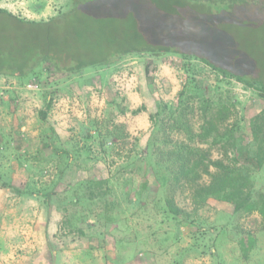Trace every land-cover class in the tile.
<instances>
[{
    "label": "rangeland",
    "instance_id": "rangeland-1",
    "mask_svg": "<svg viewBox=\"0 0 264 264\" xmlns=\"http://www.w3.org/2000/svg\"><path fill=\"white\" fill-rule=\"evenodd\" d=\"M67 6L68 0H0V7L35 20ZM35 72L39 78L0 74V264H264L263 243L249 259L237 243L239 227L261 221L258 210L238 218L216 197L196 207L186 189L177 195L180 218L167 217L153 156L142 153L154 130L148 111L160 125L179 96L220 95L235 105L245 130L264 108L256 89L172 53H131L78 73L43 63ZM42 78L58 91L45 120L38 114ZM143 105L147 111L133 112ZM189 118L198 125L199 111ZM251 178L258 205L264 168ZM103 179L105 202L90 182Z\"/></svg>",
    "mask_w": 264,
    "mask_h": 264
},
{
    "label": "trees",
    "instance_id": "trees-1",
    "mask_svg": "<svg viewBox=\"0 0 264 264\" xmlns=\"http://www.w3.org/2000/svg\"><path fill=\"white\" fill-rule=\"evenodd\" d=\"M131 53L196 59L256 89L264 100V0H68L65 10L47 20L0 7V74L39 78L35 70L43 63L58 73H78ZM49 84L40 80L42 120L58 92ZM185 94L175 102L168 123L159 125L148 111L154 130L142 153L153 156L164 213L180 218L177 195L186 189L196 207L216 197L231 203L238 218L258 210L261 221L253 217L252 228L237 232L242 257L249 259L258 253L257 243L264 244V202L252 200L251 178L264 168V108L247 120L245 131L232 102L220 95ZM195 109L198 125L189 118ZM141 110L146 106L133 112ZM90 182L104 202L109 199L106 179Z\"/></svg>",
    "mask_w": 264,
    "mask_h": 264
}]
</instances>
